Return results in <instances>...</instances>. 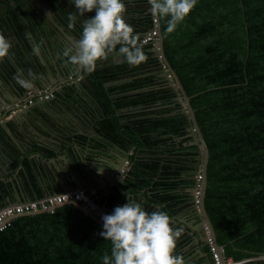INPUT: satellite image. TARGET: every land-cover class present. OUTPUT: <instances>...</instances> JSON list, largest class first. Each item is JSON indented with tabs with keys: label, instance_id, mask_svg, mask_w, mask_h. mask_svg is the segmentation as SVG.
I'll return each mask as SVG.
<instances>
[{
	"label": "trees",
	"instance_id": "1",
	"mask_svg": "<svg viewBox=\"0 0 264 264\" xmlns=\"http://www.w3.org/2000/svg\"><path fill=\"white\" fill-rule=\"evenodd\" d=\"M35 1L0 0V32L11 40L10 55L25 74L36 68V62L40 64L25 34L31 33L36 41L40 34L46 36L42 26L47 23V11L37 3L47 7L51 19L66 29L69 12L76 11L71 0ZM125 3L126 22L142 38L153 26L148 0ZM94 15V11L86 12L80 21ZM159 21L164 54L191 96L208 146L204 203L217 242L223 245L225 256L239 264H264V258H258L264 255V0H197L170 34L166 21ZM68 31L80 37L79 20ZM151 47L143 43L148 60L138 67H130L123 57L111 64L98 61L92 73H72V65H65L73 78L86 76L92 88L68 82L57 87L49 101L74 114L81 127L90 128L94 147L116 144L128 152V169L117 189L107 199L96 198L109 214L116 207L112 203L118 192L125 190L138 194L149 212L158 205L174 215L177 205L192 203L189 190L195 183L194 157L200 147L184 145L192 137H187L190 120L181 111L179 91L154 85L150 74L136 76L159 63ZM58 62L65 64L62 53ZM128 72L134 73L132 81L105 85ZM0 136L13 160L10 169L21 166L26 170L37 197L52 193L40 191L27 156L2 138L3 133ZM72 141L62 144L59 151L36 141L30 146L46 159L68 153L82 175L84 166L73 144L80 143L81 148L86 136L79 133ZM55 191L62 190L56 187ZM6 198L12 200L13 191L0 180V207L6 205ZM101 231L97 220L72 203L17 216L0 230V264H102L101 257L110 255L111 244L99 235ZM181 249L182 244H177V253L186 258ZM203 249L207 251V246ZM186 264H202V258L191 257Z\"/></svg>",
	"mask_w": 264,
	"mask_h": 264
},
{
	"label": "clouds",
	"instance_id": "2",
	"mask_svg": "<svg viewBox=\"0 0 264 264\" xmlns=\"http://www.w3.org/2000/svg\"><path fill=\"white\" fill-rule=\"evenodd\" d=\"M76 11L69 12L68 29L74 30L79 20L80 38L63 49L65 65H74L82 73L95 71L97 62L115 53L124 58L130 67H138L148 60L143 43L134 26L127 23L125 0H71ZM153 17L166 21V32L176 30L197 4V0H148ZM94 16L80 21L86 12ZM31 39V33L25 34ZM39 46L34 48L38 50ZM12 42L0 32V61L10 55ZM30 79L16 77L24 88H31L38 78L29 71ZM128 201L116 206L111 214L102 215L103 231L99 233L111 244L110 255L105 253L102 264H186L177 253V243L183 228L176 227V220L168 212L155 206L149 212L144 204L126 193Z\"/></svg>",
	"mask_w": 264,
	"mask_h": 264
},
{
	"label": "water",
	"instance_id": "3",
	"mask_svg": "<svg viewBox=\"0 0 264 264\" xmlns=\"http://www.w3.org/2000/svg\"><path fill=\"white\" fill-rule=\"evenodd\" d=\"M147 7L149 8V11H150L149 4L147 5ZM49 23L51 25H53L52 23H54L53 27L57 26V28H58L57 31L60 33V35L68 38L70 41L75 43V38H74L73 34H70L67 36V32L65 31L64 26L59 25L55 21H53V22L49 21ZM40 25L42 26L41 23H40ZM157 28H158L157 43H158L159 50H156V49H151V50L155 56L158 54V52L162 55V62L166 66L167 71L162 69V66L160 63L158 64L157 69L160 70L161 75L164 78H167V76H166L167 72L172 76V79L169 80L168 84L170 87L174 88L175 90L177 89L179 91L180 95L177 97V99L182 101L181 111L190 120V125L186 127V130L188 132V135L190 137H192V140H190L189 142H185L184 145H186V144H188V145L198 144L200 147L197 155L194 157V160L196 161V163H194V168L196 171L200 170V172L202 173V176H203L202 181H201V190H200V196H199L200 199H199L198 208H196V206L193 204V201L191 200L192 207L195 210V212L198 214L199 218L195 222L197 224L195 231L193 232V231H189V230L185 229V234L191 238V242L189 243V246H188L189 250L191 247L190 245L192 243H195L194 244L195 246L197 245L195 248L192 249L193 251H192L191 257L192 258H196L197 256L202 257V248L204 247V245L203 246L201 245V247H200L198 244V241L204 240V237H205L203 234V231H202L203 223H205L209 228V233H210V236L212 238L213 244L217 246L218 250L223 249V245H221L217 242L215 229H214L212 221L210 220V217L206 211L205 203H204L205 191H206V186H207V163H208V157H209V150H208V146L204 140L203 134L200 130V127L197 123L195 113H194V109L191 106V103H190L191 96H189L186 93L177 73L172 68V66L170 65L168 59L166 58V56L164 54L163 35H162L161 24H160L159 19H158V23H157ZM44 33H45V31H44ZM47 44H49L48 41H47ZM38 51L39 50H37L36 53L39 55L40 62L42 64L41 63L38 64L36 62V68L28 70V72L31 71L32 73L36 74V76L38 78L33 82V86L31 88H27V89H35L36 90V89L44 88V87H48V86L53 87L51 85V82H52V79L54 80L55 78H57L59 81L58 85H66L69 80L67 77L64 76V74L68 71V69L65 68L66 67L65 64L59 63L58 61H57V64L55 63L54 65L50 64V63L48 64L46 61H44V59L41 57V55ZM110 55L114 56L115 62H119V60L122 59L121 56H118L115 53L110 54ZM72 68H73V71H75L77 69V67L74 65H72ZM0 70L3 72V75L5 77V80L8 82V86H9L10 90L12 92H14L16 100L22 98L27 89L22 87L20 84L17 83L16 77L18 75H20L21 78H24V79H30V78L20 69V67L16 64V62L13 60L11 55L6 57L3 61H0ZM143 71H145V70H143ZM147 71H151V69L147 70ZM60 72L63 74L60 75ZM148 73H150V72H148ZM71 83L74 84L75 87H77V88L80 87L81 83H85L89 88H92L87 77L84 75L79 80H74ZM119 83H122V80H120V81L118 80L115 82H108L105 85L119 84ZM54 87H57V85ZM7 92H8V89H6L3 86L2 91H0V103H3V106L6 107L5 114H7L11 111L12 105H10V104H12L14 102V101L9 102L10 99L7 100L4 98L5 94L7 95ZM131 93H135V91L134 92H127V93H124L123 95H128ZM2 97L4 100L2 99ZM51 100L52 99L40 101V102L35 103L34 105L20 109V110L16 111L15 113H13L12 117L16 118V120L18 121V124L20 126L25 127L24 123L22 122V116H24V114H26L29 117V119H28L29 122H31L37 129H39V128H40V130L45 129V131H47L51 137L49 139V141L37 137V138H35L36 143L41 145V146H45V147L47 146V147H50L52 149H55L56 151H59L61 149L62 144H66V138L68 137V135L70 136V134H68L67 130H70L72 128L70 126H68V124H66V125L62 124L61 121L60 122H58V121L54 122L55 124L53 123V119H51V117H49L47 115L48 114L47 102H49ZM39 105H41L43 107V109L38 108ZM36 109L38 110V112H36V115H35L36 117H34L33 112H35ZM73 130L77 131L76 128H73ZM37 131L38 130H35L36 134L38 133ZM79 132L86 136L85 143L81 144V148H82L81 152L78 150L80 148L79 147L80 143H75V144H73V146L78 151L77 153L80 157L81 162L84 163V167H86L85 166L86 165V158H87L89 153L94 154V156L91 160L96 162V166L92 170L94 175H91V178H87V179L89 181H93V179H94L95 181H97V183L101 184L103 186V188H105L106 193L109 196L110 195L109 186H114L115 184H118L120 179L123 178L125 175L126 170H125L124 163H125V161L128 162V152L116 144H110V147L105 148V149L94 147L91 137H93L95 134L92 131H91V133L90 132L86 133V132L82 131V129L79 130ZM73 136H75V134ZM25 140L28 143H30V141H31L29 137L26 138ZM110 149H114L116 151L114 153L107 152ZM104 150L108 156L107 160L105 158H101V156L97 155L98 153L103 154ZM0 154L3 156L4 160L6 161V167H9L13 160L9 154L8 147H7L6 143L1 139V136H0ZM36 157L38 158L39 155H37ZM60 158L64 161V163H66L69 166V163H68L66 156L64 154H60ZM101 161L104 164L103 166L99 164ZM4 166H5V164L2 165V167H4ZM0 174H2L3 176L5 175V173L1 170V168H0ZM69 175H73V172L71 170H69ZM14 179L16 181L17 177H15ZM63 183H64L65 187L70 186V183H67L65 181H63ZM74 184H75V186L72 187L74 189L83 188L82 182L79 179H75ZM74 184H72V185H74ZM15 189H17V191L14 195V200H17V201H12L11 199H8L9 202H7V204H13V203H18V202H22L25 200L33 199L30 197L28 199H24V197L22 196V194L19 191V188L16 187ZM189 191L191 193H193L192 189H190ZM127 201H128V198L126 195L125 196V203H127ZM67 203H72V204L78 206L81 210H83L86 214H88L89 216H91L92 218L97 220L103 226V221L99 218L98 214H99V211L106 212L104 209V205H101L95 201L94 207H86L84 205V203H82L76 199H72L70 201L63 202L61 204H56L49 209H37V210L30 211V212L14 214L12 217H10V219H13V218H15L17 216H21V215L35 214V213L54 210L55 208L62 206L64 204H67ZM168 213H169V215H172V213H170V212H168ZM174 218L177 220L180 219L179 216H174ZM221 256H222V253H221ZM203 257L206 259L207 264H209L211 262L209 253L206 250L204 251ZM258 258H264V255H261ZM251 259H253V258H251Z\"/></svg>",
	"mask_w": 264,
	"mask_h": 264
},
{
	"label": "crops",
	"instance_id": "4",
	"mask_svg": "<svg viewBox=\"0 0 264 264\" xmlns=\"http://www.w3.org/2000/svg\"><path fill=\"white\" fill-rule=\"evenodd\" d=\"M51 32V31H50ZM42 38V39H41ZM43 36L40 34L39 35V39L38 41H36V39H34L33 37H31L30 42L32 44V49L36 48V46L38 47V52L40 53L41 57L44 59V61H46V54L43 52V50L41 49V47L43 46ZM17 41H14V43H16ZM33 51V54H35L37 56V60L40 62V58L39 55L36 53L37 51ZM41 63V62H40ZM42 64V63H41ZM80 70L77 68L75 70V72H79ZM74 73V72H73ZM27 74V72H26ZM68 74H65V77H67ZM2 83V84H1ZM59 81L57 78H55L54 80L52 79L51 85L54 87L57 85V87H59L60 85ZM3 86L8 89L7 95L5 94V99H10L9 102H15L16 97L14 92H12L8 86V82L5 80V77L3 75V72L0 70V91H2ZM2 97V99H3ZM4 100V99H3ZM13 102V103H14ZM12 103V104H13ZM10 104V105H12ZM40 109H43V107L41 105H39ZM47 109H48V116L51 117V119H53V123L54 122H62V124L66 125L68 124V126H70L72 129L67 130L68 134H70V136L68 135V137L66 138V142L67 144H71L73 143L72 141V137L73 135H78L80 132L79 130L82 129V131L88 133L90 131V128H83L81 127V124L79 123V121L77 120V118L74 116V114L67 112L64 110V107H62L59 103H51L48 102L47 104ZM6 111V107L3 106V103H0V129L2 131H0V134L2 135L3 133V137L5 140L8 141V143L12 146L17 147L18 149H21L24 153V155L27 156L28 160L32 163L31 164V172L36 173L38 176V185L40 187V191L41 192H52L53 190H56V187L60 188V190H68L72 187L75 186V179H79L82 182V186L86 187L88 189H95L96 190V197L94 196V198L96 199L97 197H99L100 195L105 196V199H107L109 196L106 193L105 188H103V186L99 183H97V181H95L93 179V181H89L84 175L87 174L91 177V175H94V173L92 172V170L95 168L96 166V162L91 160L94 156L93 153H89L87 158H86V167H82V175L80 174V170L76 168V166L74 164L71 163L70 160V155H68V153L64 152L62 154H64L66 156V159L69 163V166L64 163V161L60 158L59 156L56 157H51L49 159L43 158V157H36L37 155H39L37 153V150L31 148V141H36L35 138L39 137L42 138L44 140L49 141V139L51 138L49 133L47 131H45V129H37L31 122H29V117L24 114V116H22V122L24 123V126H20L18 124V121L16 120V118L12 117L11 112L5 114ZM36 112H38V110L36 109L34 113V117H36ZM55 124V123H54ZM63 125V126H64ZM65 127V126H64ZM73 128H76L77 131H74ZM35 130H38L37 134L35 133ZM29 133V134H28ZM84 135V134H83ZM30 138V143H28L25 139L26 138ZM62 147V146H61ZM81 152V148L78 149ZM116 150L114 149H110L107 152H112L114 153ZM98 156H101V158H105L107 160L108 156L107 153H103V154H97ZM4 167H2V165H4ZM100 165H104L103 162L101 161L99 163ZM84 166V163H83ZM0 168L1 170L5 173V175L3 176L2 174H0V180H3L7 183L10 184V187L13 191V196L15 195L17 189H15L16 187L19 188L20 193L22 194V196L24 197V199H28L30 198H36V191L35 189L32 187L31 183L28 181L27 179V172L26 170H22L23 168L21 166H19L17 169H10V167H6V161L4 160L3 156L0 154ZM69 170H71L73 172V175H69ZM23 176V177H21ZM15 177H17L16 181H15ZM122 179V178H121ZM120 179V181H121ZM63 181L70 183L69 187H65ZM74 184V185H72ZM49 186V187H48ZM51 189V190H50ZM110 192L112 189H117V184H115L114 186H109ZM56 192V191H55ZM126 193L130 194V196L139 201V196L138 194L135 193H130L129 191H123V192H118V199H116V201H114L112 203V206H120L123 205L125 203V196ZM12 201H17L14 200V198L12 199ZM5 202L7 204L8 199H5ZM174 215H171V217L174 218V216H179L180 219L176 220V227H180L183 228L184 230V234L183 236L179 239L177 244H182V249L180 250L181 253H185L186 260L191 258L192 253H190L191 251H193L192 249L195 248L196 246L194 245L195 243H192L190 246V250L188 249L189 246V241L191 240V238L189 236H187L185 234V229L189 230V231H195L197 224L195 223L199 216L198 214L195 212V210L192 207V204L189 205H184V204H179L175 207L174 210ZM199 246L201 247V245H205L204 240H199L198 241ZM199 247V248H200ZM204 249L202 248V257H196L195 259L198 258H202V264H207L206 259L203 257L204 254ZM189 254V255H188ZM188 255V256H187Z\"/></svg>",
	"mask_w": 264,
	"mask_h": 264
},
{
	"label": "built area",
	"instance_id": "5",
	"mask_svg": "<svg viewBox=\"0 0 264 264\" xmlns=\"http://www.w3.org/2000/svg\"><path fill=\"white\" fill-rule=\"evenodd\" d=\"M158 19L153 17V26L148 31H146L142 38V43H150L152 45L151 49L159 50L158 47V28H157ZM156 57L159 60V63L162 66V69L167 71L166 66L162 62V55L158 52ZM158 63V64H159ZM167 78L172 79V76L167 72ZM81 77L73 78L69 75L68 80L74 81L79 80ZM57 87H44L39 89H27L24 93V96L18 100H16L12 104L11 114L15 113L16 111L34 105L36 102L50 100L54 97V91ZM125 170L128 169V162L125 161ZM202 173L198 170L195 174V183L192 188V201L193 204L198 208L199 205V196L201 190V181H202ZM96 195L95 189H88V188H70L68 190H63L60 192L50 193L44 195L42 197H36L31 200H25L18 203L13 204H6L0 207V230L5 228L9 225L10 217L14 214H20L24 212H30L37 209H49L56 204H61L63 202L70 201L72 199L79 200L80 202L84 203L86 207H94L96 199L94 196ZM96 197V196H95ZM52 211V210H50ZM109 214L104 211H99V218L101 219L102 215ZM102 220V219H101ZM202 231L204 234V242L207 246V252L209 253L211 262L209 264H239V261H235L230 257H226L224 254V249L218 250L217 246L213 244L212 238L209 233L208 226L203 223ZM222 253V256H221Z\"/></svg>",
	"mask_w": 264,
	"mask_h": 264
},
{
	"label": "flooded vegetation",
	"instance_id": "6",
	"mask_svg": "<svg viewBox=\"0 0 264 264\" xmlns=\"http://www.w3.org/2000/svg\"><path fill=\"white\" fill-rule=\"evenodd\" d=\"M34 2H38V1H35V0H32ZM38 6L40 7H43L42 9H46L47 11V15H48V19H46L47 23H44L43 24V28L46 32V36L43 38V46L41 47V49L43 50V52L46 54V62L49 64H57V61H58V58L60 56V53H62L63 49L66 47V46H69L70 44H74V42L70 41L68 38L60 35V33L57 31V26L53 27L54 23H52L53 25H51L49 23V21L53 22L55 20L51 19L50 17V13L48 11V8L41 5V4H38ZM56 22V21H55ZM58 23V22H57ZM59 25H62L60 23H58ZM64 26V25H62ZM65 31L67 32V36L70 35V34H73L71 31H68V29H66L64 27ZM51 31V32H50ZM74 38H75V41L78 40L80 37H78L77 35H74ZM47 41L49 42V44H47ZM120 61V60H119ZM104 62L105 64H111V63H115V58L114 56L110 55L107 59L105 60H101L100 61V64ZM60 66V65H59ZM157 65H154L152 66L150 69L151 71H141L140 73L137 72L136 76L137 75H141L144 76V75H148L150 74L153 78V82H154V85H160V86H169V80L168 78H164L162 75H161V72L160 70L157 69ZM74 71H72L73 73ZM150 72V73H148ZM72 73H65L66 75L68 74L67 78L69 77V75H71ZM63 73L60 72V75H62ZM64 74V76H65ZM72 76V75H71ZM134 76V73H131V72H128V73H124L122 74L120 77H118L117 79H115L114 81H105V84H107L108 82H115V81H120L122 80V83L123 82H129V81H132V77ZM81 77V76H80ZM75 78V77H74ZM68 82H72V81H68ZM112 85V84H111ZM51 87V86H50ZM37 103V102H36ZM48 104V102H47ZM187 137H190L188 134H187ZM190 141V140H189ZM187 141V142H189ZM191 242V240L189 241V243ZM191 249V248H190ZM192 253V251L190 252ZM189 255V254H188ZM187 255V256H188Z\"/></svg>",
	"mask_w": 264,
	"mask_h": 264
}]
</instances>
